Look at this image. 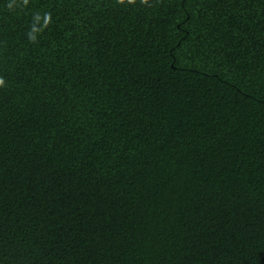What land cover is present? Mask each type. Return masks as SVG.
Segmentation results:
<instances>
[{
  "label": "trees",
  "instance_id": "obj_1",
  "mask_svg": "<svg viewBox=\"0 0 264 264\" xmlns=\"http://www.w3.org/2000/svg\"><path fill=\"white\" fill-rule=\"evenodd\" d=\"M0 264H264V0H0Z\"/></svg>",
  "mask_w": 264,
  "mask_h": 264
},
{
  "label": "clouds",
  "instance_id": "obj_2",
  "mask_svg": "<svg viewBox=\"0 0 264 264\" xmlns=\"http://www.w3.org/2000/svg\"><path fill=\"white\" fill-rule=\"evenodd\" d=\"M3 84V81L2 80H0V85H2Z\"/></svg>",
  "mask_w": 264,
  "mask_h": 264
}]
</instances>
